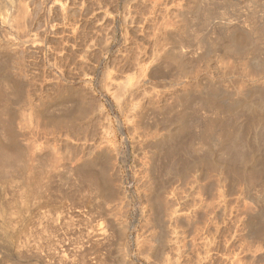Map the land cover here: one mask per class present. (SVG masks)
<instances>
[{
  "label": "rangeland",
  "instance_id": "obj_1",
  "mask_svg": "<svg viewBox=\"0 0 264 264\" xmlns=\"http://www.w3.org/2000/svg\"><path fill=\"white\" fill-rule=\"evenodd\" d=\"M82 1L76 0L78 6L75 4L78 11V25L74 29L77 33L73 32L76 35V42L73 41L70 26L62 25V28L60 25L63 30L61 33H49L46 42L48 51L45 50V70L42 69L41 51L35 48H32L33 52L31 48L29 52L19 48L18 58L8 60L9 68L5 71L0 68V72L4 71L0 73V84L3 85H0V90L4 91L0 92L2 94L0 124L3 123L2 126L0 125L2 143L0 144L4 146L2 149L5 148L0 150L3 153L5 151L4 156L9 152L15 164H26L36 171L41 164L48 165L46 168L51 174L57 171L59 175L64 174L67 164L66 167L74 168L85 164L84 162L89 158H94V164L80 173L83 176L71 178V184L69 182L68 185H63L62 182L56 183L57 187H52L50 189L51 191L53 189L52 192L49 190L50 197L63 200L68 205L66 207H70L68 208L70 211L65 209L62 214V216L67 215L69 219L67 216L61 217L60 220L63 222L60 220L57 222L62 225L54 222L55 226L51 223L52 227L49 230L45 229L48 234L43 233L45 264H49L47 248H49L48 238L51 237L49 234L52 231L55 239L61 237L65 240L63 246L65 250L59 251L62 249L60 248L56 251V254L64 252L63 255L59 254L61 255L59 258L62 259L64 256V259L59 260L55 257L56 261L50 259V264L52 262L53 264H80V262L81 264L88 262L89 264H264V217L261 219L262 213L259 214L260 211L264 212V139L260 140L256 148L254 133H248V140L244 141L243 138V142L240 140V143L233 147L234 150H238L236 152L232 149L233 145L229 138H225L226 143L221 138L216 144L210 137V135L220 136L222 132L224 134L223 127L216 123L230 114L226 111L228 110L226 106L230 102L244 100L246 103L247 100H260L261 94L264 96V88L259 89L264 87V71L259 67L262 74L257 68L260 62L258 54L242 57V61L245 60L243 63L237 56L231 58L228 56L229 61H226L227 57L223 62L218 61L213 52L207 53L211 44L205 42L204 35H207V32L200 30L201 25L199 26V19H196L195 10L197 11L199 5L204 2L220 3L223 0H157L155 2L159 4L158 6L152 0H150L152 4L149 0H133L134 2L131 0L128 6L132 5L133 8L129 7L131 15L128 14L125 25H122V0ZM198 1L199 3L202 1L201 4ZM240 1L243 3L245 0ZM153 4L158 8L156 9ZM180 6L184 9L183 15L179 13ZM56 19L57 24L60 17L56 16ZM235 19L237 18H233L232 22ZM164 26L171 30L169 34L165 32ZM224 39L213 48L223 54L221 47L227 43ZM261 41L259 40V43ZM89 43H92V46H89ZM261 45L262 43L259 44ZM167 50L168 53L171 51L169 55H173L174 60L164 61L165 65L160 55ZM4 53L7 55L8 51ZM157 54L158 61L154 58ZM247 60L253 66L255 64L256 68L252 65L250 68ZM1 62L0 60V64ZM179 63L182 65L181 68L184 67L189 72L185 82L177 83L175 87L171 82L180 75ZM220 63L223 65L225 63V67ZM37 64L40 67L37 68ZM19 70L20 74L17 73ZM20 78L34 83L40 80L39 84L43 79L45 80V92L40 96L41 98L34 97L35 102H33L37 105L34 104L32 109L29 108L27 102L29 99L26 96L27 89L31 87H24L20 83L22 80ZM2 79H5L9 85L2 82L4 81ZM113 79L117 81V85L111 82ZM125 80L130 83L125 84ZM17 81L19 84L16 83ZM107 82L110 83L107 85L110 90L115 87L114 91L112 90L114 94L121 86L124 90L126 87L124 85H132L135 89L127 101L123 102L122 97L121 103L120 97L118 99L115 97L120 92L122 94L123 90H119L117 95H111L113 93L111 91L108 93V87L105 88ZM19 87L23 92L21 97L17 96ZM33 89H36V86ZM261 99L264 100V97ZM223 101L227 104L224 105ZM202 102L206 105L204 106ZM245 106H240V110L244 108L247 111L248 107ZM33 109L37 110L33 111ZM23 118L27 120L24 122ZM118 120L121 122L123 134ZM209 121L214 123L211 124ZM207 135L213 140L211 141ZM29 139L35 140V144H31L30 142L33 141ZM246 142L250 145L248 143L246 145ZM29 145L31 148L28 147ZM28 148L33 150L30 151ZM243 153L247 160L243 158ZM10 155L7 156L9 159ZM247 155L251 157L248 158ZM89 170L93 171H90L92 175L94 173L104 175V181L100 179L102 182L99 180V184H93L91 181L93 178L86 173ZM57 173L53 176L58 175ZM86 177L88 180L85 179ZM259 196L260 201H258ZM45 208L47 210V207ZM71 209L75 212L73 213ZM68 211L72 217L66 214ZM74 214H76L75 219H73ZM72 219L75 222H71ZM64 221L71 223L66 225ZM63 225L68 226L67 229ZM45 228H47L46 222ZM86 230L93 232L91 233L94 236L93 247L91 243H87V247L86 243L81 244L80 240L75 238H83L85 233H88ZM76 245L88 250L84 251V248L82 250ZM89 245L92 248H89ZM78 253L81 255L78 256ZM80 257L86 262L81 259L78 261Z\"/></svg>",
  "mask_w": 264,
  "mask_h": 264
},
{
  "label": "bare ground",
  "instance_id": "obj_2",
  "mask_svg": "<svg viewBox=\"0 0 264 264\" xmlns=\"http://www.w3.org/2000/svg\"><path fill=\"white\" fill-rule=\"evenodd\" d=\"M79 1V0H77ZM81 1V0H80ZM84 1V0H83ZM82 1V2H83ZM89 1V0H88ZM133 1V0H132ZM153 2L157 1V0H152ZM151 1V2H152ZM159 1V0H158ZM193 1V0H192ZM191 1V2H192ZM206 1V0H204ZM208 1V0H207ZM216 1V0H215ZM94 2V1H93ZM129 2H131V0H122V10L123 11V20H122V25H125L127 24V19H128V14L129 16L131 15V10L129 11V7L128 5ZM134 2V1H133ZM146 2V1H145ZM202 2V1H201ZM201 2L198 3L201 4ZM209 2V1H208ZM202 3V5L198 7V13L197 11L195 10L196 12V19L198 18L200 23H199V26H200V30L203 29L205 32H207V35H204V37L206 38L205 39V42H209L208 45L211 44V48L209 49V51L207 53H214L215 55V58L219 61H223L225 60V58H227L228 56L231 58V56H237L239 57V59H241L242 57H250V56H255L258 54L259 56V60L260 62L259 63V66H257L258 70L260 69L259 67L262 68V70L264 71V46H262L264 44V0H245L243 3L242 1L240 0H226L223 2H216V3ZM96 3V2H95ZM118 3V2H117ZM121 3V2H120ZM138 3V2H137ZM149 3H150V0H149ZM160 3V2H159ZM76 0H0V60L2 61L1 64H0V68L3 69L4 71L7 70L9 67L8 64H9V61L8 60H14L15 58H18L17 54H18V51H19V48H22V49H25L29 52L30 48H31V51L33 52L32 48H35V49H39L41 51L40 54H42V60L43 63V68L45 70V50L48 51V47H46L48 44L46 43L47 42V39H48V36H49V33H55L57 34L58 32L61 33L63 30V26H70L72 29V37L73 38V41L76 42V35L74 33H77V30L76 32H74V29H76L77 27V16H78V11H77V8H76ZM98 4V2H97ZM142 4V3H141ZM152 4V3H150ZM156 4V2H155ZM153 4V6L155 5ZM244 4V5H243ZM157 5V4H156ZM159 5V4H158ZM157 5V6H158ZM78 6V5H77ZM97 6V5H96ZM184 6V5H183ZM83 7V6H82ZM81 7V8H82ZM93 7V6H92ZM91 7V8H92ZM104 7V6H103ZM132 7V5H131ZM130 7V9H131ZM146 7V6H145ZM156 8V6H154ZM154 7H151V8H154ZM182 6H180L181 8ZM191 7V6H190ZM196 7V6H195ZM133 8V7H132ZM135 9H137L136 7H134ZM154 8V9H155ZM158 8V7H157ZM156 8V9H157ZM178 7V9H180ZM197 8V7H196ZM78 10H79V7H78ZM149 10V9H148ZM183 10L184 9H180L179 10V13L180 15L182 14L183 15ZM94 11V10H93ZM134 11V10H133ZM157 11V10H156ZM90 12V11H89ZM111 12V11H110ZM135 12V11H134ZM149 12V11H147ZM178 12V11H177ZM93 13V12H92ZM91 13V14H92ZM95 13V12H94ZM127 13V14H126ZM136 13V12H135ZM81 14V12H80ZM111 14V13H110ZM152 14L153 11H152ZM85 15V14H84ZM103 15V14H102ZM192 15V14H191ZM56 16H59L60 17V21L59 23H55L57 21L56 19ZM82 16V15H81ZM87 16V15H86ZM91 16V15H90ZM154 16V15H153ZM84 18H86L84 16ZM132 18V17H131ZM151 18V17H150ZM153 18V17H152ZM233 18H237L235 19L237 21V23H233L235 22V20L232 22ZM95 19V18H94ZM134 19V18H133ZM132 19V20H133ZM80 20V19H79ZM92 20V19H91ZM131 20V19H130ZM186 20V19H185ZM198 21V22H199ZM93 22V21H92ZM138 22V21H137ZM197 22V21H196ZM146 23V22H145ZM192 23V22H191ZM132 24V23H131ZM61 25V27H60ZM63 25V26H62ZM191 25V24H190ZM193 25V24H192ZM188 26V25H186ZM125 27V26H124ZM165 27V26H164ZM163 27V28H164ZM217 27V29H216ZM64 28H67V27H64ZM69 28V27H68ZM80 28V27H79ZM92 28V27H91ZM199 28V27H198ZM78 29V28H77ZM190 29V28H189ZM194 29V28H193ZM197 29V27H196ZM81 30V29H80ZM94 30V29H93ZM165 32L169 34V32L171 31L169 28L166 29V27L164 28ZM177 30V29H176ZM65 31V30H64ZM163 31V30H162ZM196 31V30H195ZM202 31V30H201ZM66 32V31H65ZM74 32V33H73ZM91 32V31H90ZM164 32V33H165ZM199 32V31H198ZM203 32V31H202ZM201 32V33H202ZM240 32V33H238ZM58 33V34H59ZM81 33V31H80ZM200 33V35H201ZM74 34V36H73ZM167 34V35H168ZM182 34V33H181ZM199 35V33H197ZM240 34H244V35H240ZM63 35V34H61ZM127 35V34H126ZM85 36V35H84ZM94 36V34H93ZM244 36V37H243ZM257 36V37H256ZM92 37V36H91ZM165 37V35H164ZM167 37V36H166ZM79 38V37H78ZM195 38V37H194ZM225 38V39H224ZM197 39V38H196ZM222 39L226 40L227 43L223 44L224 46L221 47V52L224 51V54L223 53H219L218 50H214L213 48H216L215 45L218 44V42H220V40L222 41ZM183 40V39H182ZM201 40V39H200ZM219 40V41H218ZM259 40L261 41L260 43H262L261 46H259ZM93 41V40H92ZM91 41V42H92ZM193 41V40H192ZM199 41V40H198ZM196 41V42H198ZM225 41V42H226ZM258 41V42H257ZM60 42V41H59ZM74 42V43H75ZM84 42V41H83ZM178 42V41H177ZM195 42V43H196ZM203 42V41H202ZM217 42V43H215ZM57 43V42H56ZM159 43V42H158ZM204 43V42H203ZM224 43V42H223ZM59 44V43H58ZM76 44V43H75ZM88 44V42H87ZM90 44V43H89ZM107 44V43H106ZM220 44V43H219ZM157 45V44H156ZM89 46H92V43L89 45ZM183 46V45H182ZM219 46V45H217ZM51 47V46H50ZM199 47V46H198ZM78 48V47H77ZM94 48V47H92ZM89 49V48H88ZM198 49V48H197ZM206 49V50H208ZM61 50V49H60ZM194 50V49H193ZM201 50V49H200ZM220 50V49H219ZM5 51H8V54L5 55V53L3 54V52ZM23 51V50H22ZM39 51V52H40ZM55 51V50H54ZM58 51V50H57ZM95 51V50H94ZM37 52V51H36ZM165 52V51H164ZM171 52V51H170ZM168 53V50L163 54L162 52V55H160V51H159V55H160V58L162 60V63L165 61H169V60H174L173 58V55H169L171 53ZM22 53V52H21ZM49 53V52H48ZM197 53V52H196ZM195 53V54H196ZM206 53V52H205ZM24 54V53H23ZM34 54V53H33ZM38 54V53H37ZM39 54V55H40ZM83 54V53H81ZM85 54V53H84ZM198 54V53H197ZM20 55V54H19ZM54 55V54H53ZM179 55V54H178ZM49 56V55H47ZM84 56V55H83ZM86 56V55H85ZM158 56V54L154 57L156 59V57ZM175 56V54H174ZM200 56V55H199ZM207 56V55H206ZM211 56V55H210ZM41 57V56H40ZM90 57V56H89ZM172 57V58H171ZM229 57L226 59V61L229 59ZM26 58V57H25ZM31 58V57H30ZM34 58V57H33ZM81 58V57H79ZM159 58V56H158ZM176 59V58H175ZM198 59V57H197ZM211 59V58H210ZM215 59V61H216ZM233 59V58H232ZM18 60V59H17ZM24 60V59H23ZM26 60V59H25ZM41 60V59H40ZM73 60V59H72ZM157 60V59H156ZM185 60V59H184ZM204 60V59H203ZM206 60V59H205ZM212 60V59H211ZM234 60V59H233ZM238 60V59H237ZM39 61V60H38ZM48 61V60H47ZM84 61V60H83ZM138 61V60H137ZM155 61V60H154ZM158 61V60H157ZM194 61V60H192ZM202 61V60H201ZM217 61V62H218ZM229 61V60H228ZM258 61V60H257ZM25 62V61H24ZM40 62V61H39ZM56 62V61H55ZM54 62V63H55ZM135 62V61H134ZM165 62L163 64H165ZM177 62V60H176ZM180 62V61H179ZM197 62V61H196ZM225 62V61H223ZM237 62V61H236ZM239 62V61H238ZM241 62L242 59H241ZM247 63H249L250 61L247 60L246 61ZM253 62V61H251ZM19 63V62H18ZM27 63V62H26ZM35 63V62H34ZM38 63V62H37ZM39 63V64H41ZM51 63V62H50ZM169 63V62H168ZM181 63V62H180ZM179 63V65H180ZM188 63V62H187ZM210 63V61L208 62ZM228 63V62H227ZM245 63V60L244 62ZM246 63V65H247ZM254 63V62H253ZM22 64V63H21ZM24 64V63H23ZM53 64V63H52ZM142 64V63H141ZM161 64V65H163ZM192 64V63H191ZM198 64V62H197ZM207 64V63H206ZM221 64V63H220ZM241 64V63H240ZM239 64V65H240ZM10 65V64H9ZM25 65V64H24ZM38 65V64H37ZM36 65V66H37ZM41 65V66H42ZM51 66V64H49ZM136 65V64H135ZM166 65V64H165ZM215 65H218V64H215ZM223 65V64H221ZM219 65V66H221ZM224 65H226L224 63ZM223 65V66H224ZM242 65V64H241ZM249 67L252 65L251 63L248 64ZM16 66V65H15ZM22 66V65H21ZM49 66V67H50ZM86 66V65H85ZM160 66V65H159ZM164 66V65H163ZM177 66V65H176ZM182 65H180V68H181ZM191 66V65H190ZM204 66V65H203ZM207 66V65H206ZM230 66V65H229ZM245 66V65H244ZM244 66H242L244 68ZM11 67V66H10ZM13 67V66H12ZM20 67V66H18ZM26 67V66H25ZM40 67V65L37 66V68ZM56 67V66H55ZM60 67V66H59ZM147 67V66H146ZM157 67V66H156ZM215 67V66H214ZM222 67V66H221ZM225 67V66H224ZM252 67L256 68L255 67V64L254 66L252 65ZM23 68V67H22ZM21 68V69H22ZM30 68V67H29ZM51 68V67H50ZM158 68V67H157ZM162 68V67H161ZM179 68V67H178ZM205 68V67H203ZM212 68V67H211ZM216 68V67H215ZM220 68V67H219ZM245 68H247L248 70V67L246 66ZM251 68V67H250ZM0 69V70H1ZM86 69V68H85ZM160 69V68H159ZM223 69V68H222ZM2 70V71H3ZM17 70V69H16ZM15 70V71H16ZM32 70V69H31ZM60 70V69H59ZM167 70V69H166ZM195 70V69H194ZM201 70V69H200ZM199 70V71H200ZM214 70V69H213ZM224 70V69H223ZM226 70V68H225ZM228 70V69H227ZM236 70V69H235ZM3 71V72H4ZM14 71V72H15ZM23 71V70H22ZM33 71V70H32ZM41 71V70H40ZM74 71V70H73ZM138 71V69H137ZM141 71V70H139ZM178 71V70H177ZM237 71V70H236ZM240 71V70H239ZM244 71V69H243ZM255 71V69H254ZM257 71V70H256ZM3 72H0V73H3ZM10 72V71H9ZM20 70L17 72L18 74ZM38 72V71H37ZM44 72V71H42ZM142 72V71H141ZM189 72V70H188ZM188 72H187V69L182 67L181 70H180V75L178 76V78H176L175 80H172L171 84L172 86H174L175 84L177 83H184L185 79H187V76H188ZM215 72V70L213 71ZM221 72V71H220ZM233 72V71H232ZM235 72V71H234ZM242 73V71H240ZM251 72V71H250ZM62 73V72H61ZM74 73V72H72ZM125 73V72H124ZM139 73V72H138ZM145 73V72H144ZM164 73V72H163ZM194 73V72H193ZM200 73V72H199ZM211 73V72H210ZM240 73V74H241ZM246 73V72H245ZM260 73L263 74V72H261V69H260ZM14 74V73H13ZM12 74V75H13ZM45 74V73H44ZM47 74V73H46ZM54 74V73H53ZM131 74V73H130ZM133 74V73H132ZM198 74V72H197ZM196 74V75H197ZM223 74V72L221 73ZM230 74V73H229ZM232 74V73H231ZM259 74V73H258ZM3 75V74H1ZM5 75V74H4ZM10 75V74H9ZM17 75V74H16ZM66 75V74H65ZM80 75V74H79ZM129 75V74H127ZM145 75V74H144ZM148 75V74H147ZM192 75V74H191ZM195 75V76H196ZM200 75V74H199ZM208 75V74H207ZM239 75V73H238ZM257 75V74H256ZM55 76V75H54ZM63 76V75H62ZM109 76V74L107 75ZM139 76V74L137 75ZM217 76V75H216ZM220 76V75H219ZM225 76V75H224ZM242 76V75H241ZM264 76V75H263ZM3 77V76H2ZM9 77V76H7ZM22 77V76H21ZM24 77V76H23ZM56 77V76H55ZM58 77V76H57ZM82 77V76H81ZM131 77V76H130ZM193 77V76H192ZM218 77V76H217ZM236 77V76H235ZM1 78V77H0ZM13 78V77H12ZM39 78V77H38ZM42 78V77H41ZM40 78V79H41ZM67 78V77H66ZM106 78V77H105ZM109 78V77H108ZM106 78V79H108ZM113 78V77H112ZM126 78V77H125ZM129 78V77H128ZM132 78H134L132 76ZM191 78V77H190ZM189 78V79H190ZM194 78V77H193ZM198 78V77H197ZM222 78V77H221ZM8 79V78H6ZM17 79V78H16ZM22 79V78H20ZM32 79V78H31ZM111 79V78H110ZM109 79V80H110ZM116 79V78H115ZM122 79V78H121ZM149 79V78H147ZM4 81L2 82H5V79H2ZM10 80V79H8ZM13 80V79H12ZM34 80V79H33ZM56 80V79H55ZM70 80V79H69ZM136 80V79H135ZM201 80V79H200ZM229 80V79H228ZM246 80V79H245ZM40 82V80H38ZM38 81H35L36 83H34L33 81H30V80H25V79H22L20 80V83L22 85H24V87H31V89H27V94L26 96H28V99L29 101V108H34V97H39L41 98L40 96L45 92V80L43 79L41 82L42 83H38ZM51 81V80H49ZM54 81V80H53ZM107 81V80H106ZM128 81V80H127ZM130 81V79H129ZM126 82L125 80V84L127 83H130V82ZM169 81V80H168ZM187 81V80H186ZM196 81V80H195ZM234 81V79H233ZM238 81V80H237ZM254 81V80H253ZM258 81V80H257ZM59 82V81H58ZM111 82H114L116 85H117V81H115L113 79V81ZM135 82V81H134ZM188 82V81H187ZM244 82V80H243ZM242 82V83H243ZM255 82V81H254ZM8 84V82H5V84ZM16 83L19 84V82L17 81ZM109 82L105 83L106 87H108ZM113 83V84H114ZM137 83V82H136ZM146 83V82H145ZM180 83V84H181ZM223 83V82H222ZM225 83V82H224ZM228 83V82H227ZM230 83V82H229ZM241 83V81H240ZM259 83V82H258ZM6 84V85H7ZM15 84V83H14ZM20 84V86H21ZM110 84V83H109ZM111 84V85H113ZM114 84V86H115ZM124 84V83H123ZM122 84V85H123ZM169 84V83H168ZM174 84V85H173ZM179 84V85H180ZM213 84V83H212ZM244 84V83H243ZM2 85V84H0ZM11 85H12V82H11ZM17 85V84H16ZM59 85V84H58ZM61 85V83H60ZM104 85V84H103ZM109 85V86H111ZM119 85V83H118ZM148 85V84H147ZM166 85V84H165ZM170 85V84H169ZM245 85V84H244ZM3 86V85H2ZM13 86V85H12ZM19 86V85H18ZM36 86V89H33V87ZM121 86V84H120ZM119 86V87H120ZM126 87H129V88H126L123 90V87L119 90H123L122 94H120L121 92L118 89L117 87V91L115 92V94L112 92V90L115 88L113 87L112 89V86H111V89L110 90V87H108V93L109 91H111L113 94L111 95H117L115 98L118 99L119 97V100L122 99V97L124 99L123 102L127 101L128 100V97L134 92V89L135 87H133L132 85L130 86H127V85H124ZM138 86V85H137ZM146 86V85H145ZM171 86V85H170ZM238 86V85H237ZM242 86V85H240ZM256 86V85H255ZM1 87V86H0ZM5 87V86H4ZM11 87V86H10ZM17 87V86H16ZM148 87V86H147ZM176 87V85H175ZM246 87V86H245ZM243 86V88H245ZM9 88V87H7ZM15 88V87H14ZM18 88V87H17ZM21 88L23 89V87L21 86ZM238 88V87H237ZM262 88L264 87H259V89L261 90ZM12 89V87H11ZM20 89V87H19ZM17 89L16 93L18 94L17 96H23L21 95L23 92L22 90L20 89ZM143 89V88H142ZM211 89V88H209ZM214 89V88H213ZM2 92L3 89H1ZM0 90V92H1ZM8 90V89H7ZM121 90V91H122ZM145 90V89H144ZM263 90V89H262ZM58 91V90H56ZM114 91V90H113ZM119 91V92H118ZM264 91V90H263ZM22 92V93H21ZM118 92V93H117ZM247 92V91H246ZM255 92V91H254ZM260 92V91H259ZM258 92V94H259ZM15 93V92H13ZM15 93V94H16ZM146 93V92H145ZM10 94V93H9ZM258 94H256L257 96H259ZM2 94H0L1 96ZM8 95V93H7ZM25 95V94H24ZM120 95V96H119ZM218 95V94H217ZM255 95V94H254ZM4 96V94H3ZM9 96V95H8ZM16 96V95H14ZM245 96V95H244ZM256 96V97H257ZM221 97V96H220ZM247 97V96H245ZM245 97L243 99H245ZM259 97H264L262 94L261 96ZM18 99H20L19 97H17ZM190 98V97H189ZM217 98V97H216ZM219 98V96H218ZM223 98V97H222ZM255 98V97H254ZM260 98L259 99H254L252 101L250 100H247L246 103L245 101L243 100H238L237 102H230V100L228 102H230L226 107H228V110L226 109V111H229V115L226 116V118L222 119V120H219L217 121V125H221L224 129V134H220V136L216 135L215 137L213 135H210V137H212L213 139H211L210 137H208L209 135H207L208 138L211 139V141L213 140L214 142H216V144H218L217 142L219 140H221V138L224 140L225 142V138H229V141H231V145L232 146V149L234 150L233 147H236V145H238L240 143V140L242 141L243 139L244 141H246V139L248 140V136L247 134L249 133H254V140H255V145H256V148L257 145L261 142L260 140L261 139H264V100H262ZM4 99V98H3ZM16 99V97H15ZM118 100V102H119ZM187 100V98H186ZM3 101V100H2ZM19 100H17L18 102ZM34 101V102H33ZM121 101V100H120ZM8 102V101H7ZM22 102V101H20ZM19 102V103H20ZM37 102V101H36ZM182 102V101H181ZM199 102V101H198ZM224 102V101H223ZM23 103V102H22ZM25 103V102H24ZM91 103V102H90ZM122 103V101H121ZM222 103V101H221ZM225 103V102H224ZM245 103V104H244ZM26 104V103H25ZM24 104V105H25ZM139 104V103H137ZM202 104L205 106L206 103L205 102H202ZM219 104V103H218ZM223 104V103H222ZM227 103H225L224 105H226ZM37 105V104H35ZM247 106L248 108H246L247 111L244 110V108L241 109V107H244V106ZM23 106V104H22ZM82 106V105H81ZM139 106V105H138ZM219 106V105H218ZM222 108H223V105H221ZM241 106V107H240ZM245 106V107H246ZM27 107V106H26ZM225 107V106H224ZM11 108V107H10ZM25 108V107H24ZM35 108H38L35 106ZM82 108V107H81ZM219 108V107H218ZM221 108V107H220ZM28 109V108H27ZM30 109V110H31ZM224 109V108H223ZM222 109V110H223ZM34 110H37V109H33ZM219 110V109H218ZM28 111V110H27ZM30 112V111H29ZM29 112H28V115H29ZM36 112V111H35ZM222 112H225V111H222ZM23 113V112H22ZM27 113V112H25ZM97 113V112H96ZM228 113V112H227ZM13 114V113H12ZM24 114V113H23ZM32 114V113H31ZM93 114V113H92ZM226 114V112H225ZM25 115V114H24ZM80 115V114H79ZM94 115V114H93ZM21 116V114H20ZM33 115H31L32 117ZM8 117V116H7ZM17 117V116H16ZM19 117V116H18ZM23 117V116H22ZM30 117V116H29ZM29 117H28V120H29ZM82 117V116H81ZM1 118V117H0ZM36 119H38L37 117H35ZM205 118V117H204ZM24 119V118H23ZM33 119V118H32ZM78 119V118H77ZM103 119V118H102ZM217 119V118H215ZM1 120V119H0ZM10 120V119H9ZM19 120V118H18ZM26 119H24V122H25ZM34 121V120H33ZM33 121H30V122H33ZM37 121V120H36ZM119 121V120H118ZM213 121V120H212ZM215 121V120H214ZM21 122V119L20 121ZM27 122V121H26ZM199 122V121H198ZM211 122V121H209ZM1 123V121H0ZM40 123V122H38ZM214 123V122H213ZM211 122V124H213ZM20 124V123H19ZM27 124V123H26ZM31 124V123H30ZM37 124V122H35V125ZM119 124V128H120V131L121 133L123 134V130H122V127H121V122L119 121L118 122ZM192 124V123H191ZM1 125V124H0ZM3 125V123H2ZM1 125V126H2ZM11 125V123H10ZM25 125V124H24ZM101 125V124H100ZM21 126L23 127V125L21 124ZM27 126V125H26ZM25 126V128H26ZM33 126V125H32ZM41 126V125H40ZM78 126V125H77ZM204 126V125H203ZM211 126V125H209ZM214 126V125H213ZM30 128V126L28 125L27 128ZM36 126H34L35 128ZM212 127V126H211ZM222 127H219L220 129ZM12 128V125L11 127ZM9 128V130H10ZM32 128V127H31ZM40 128V127H39ZM38 128V129H39ZM72 128V126H71ZM81 128V127H80ZM86 128V127H85ZM95 128V127H94ZM213 128V127H212ZM217 128V127H216ZM1 129V128H0ZM36 129V128H35ZM219 129V130H220ZM23 130V129H22ZM27 130V129H25ZM29 130V129H28ZM31 130H34V129H31ZM71 130V129H70ZM77 130V129H76ZM80 130V129H79ZM214 130V129H213ZM217 130V129H216ZM13 132V131H11ZM10 132V133H11ZM92 132V131H91ZM95 132V130H94ZM201 132V131H200ZM211 132V131H210ZM30 133V132H29ZM33 133V132H32ZM83 133V132H82ZM89 133V132H88ZM28 134V133H27ZM170 134V133H169ZM213 134V132L211 133ZM4 135V133H3ZM92 135V133H91ZM173 135V134H171ZM215 135V134H214ZM247 136V138H246ZM169 137H171L169 135ZM217 137V138H216ZM26 138V137H25ZM27 139V138H26ZM31 139H33V137H31ZM168 139V138H167ZM206 139V138H205ZM15 140V139H14ZM30 140V139H29ZM43 140V139H42ZM170 140V139H169ZM7 141H9L7 139ZM16 141V140H15ZM28 141V140H27ZM26 141V142H27ZM30 141H33V142H30ZM29 142L31 144L34 143L35 140H30ZM44 141V140H43ZM37 142V141H36ZM243 142V141H242ZM1 143V142H0ZM4 143V141H3ZM8 143V142H7ZM10 143V142H9ZM28 143V144H30ZM226 143V142H225ZM248 142H246V145H247ZM2 144V143H1ZM0 144V149H2V145ZM35 144V143H34ZM40 144V143H39ZM75 144V143H74ZM220 144V142H219ZM222 144V143H221ZM224 144V143H223ZM228 144V143H227ZM249 144V143H248ZM15 145V143H14ZM27 145V144H26ZM250 145V144H249ZM8 146V145H7ZM6 146V147H7ZM33 146V145H32ZM78 146V145H77ZM261 146V145H260ZM30 147V145L28 146ZM37 147V146H35ZM19 148V147H18ZM31 148V147H30ZM76 148V147H75ZM204 148V147H203ZM230 148V147H229ZM255 148V147H254ZM253 148V149H254ZM5 149V148H4ZM2 149V150H4ZM16 149V148H15ZM24 149V148H23ZM26 149V148H25ZM29 149V148H28ZM231 149V150H232ZM240 149V147H239ZM243 149V148H242ZM251 149V148H250ZM2 150H0V264H32V262H34V264H45V234H46V231L45 229H50V227H52V225L54 224L56 226V224L54 222H59V220L62 218H66V216H62L63 212L65 209L69 210L68 208L70 207H66L68 206L67 204H65V202H63V200L59 201L60 199H57V198H52L50 197V195L48 194L49 193V190L56 186L57 187V184L59 183H63V185H68V183L70 182L71 178L74 179L73 177H76V176H79L81 175L80 173H82L84 171V169L86 168H89L91 165L94 164V158L91 157L88 159V161L84 162L85 164H82V165H78L74 168H70V167H66L68 166V164L66 165L63 164L66 168V170L64 171V174L62 175H59L56 172L54 173H57L58 175H54L50 173V171L46 168V166L48 167V165L45 166V164H41L40 166H38L39 168L36 170L34 169H31L29 168L28 166H26L25 163H22V164H25V165H20V164H15L14 161H12L11 159H13V157H11V155L9 154V152H6L8 153V155L6 154V156H4L5 154V151L4 153L2 152ZM30 150V149H29ZM33 150V149H32ZM30 150V151H32ZM9 151V150H8ZM13 151V150H12ZM16 151V150H15ZM25 151V150H24ZM206 151V150H205ZM234 151H238V150H234ZM242 151V150H241ZM250 151V150H249ZM256 151V150H255ZM53 152V151H52ZM66 152V151H65ZM253 152V150H252ZM2 153V154H1ZM16 153V152H15ZM24 153V152H23ZM32 153V152H30ZM35 153V152H34ZM54 153V152H53ZM26 154V153H25ZM84 154V153H83ZM173 154V153H171ZM195 154V153H194ZM239 154V153H238ZM10 155V159L9 156ZM32 155V154H31ZM30 155V156H31ZM75 155V154H74ZM90 155V154H89ZM242 155L243 158H246V155L245 153H243ZM252 155V154H251ZM5 158H4V157ZM20 156V155H19ZM33 156V155H32ZM38 156V155H37ZM67 156V155H66ZM78 156V155H77ZM81 156V155H80ZM250 156V155H249ZM22 157V156H21ZM53 157V155H52ZM61 157V156H60ZM64 157V156H62ZM242 157V156H241ZM248 157V155H247ZM251 157V156H250ZM248 157V158H250ZM28 158V157H27ZM33 158V157H32ZM39 158V157H38ZM58 158V156H57ZM232 158V157H231ZM242 158V159H243ZM36 159V158H35ZM60 159V158H59ZM67 159V158H66ZM252 159V158H251ZM50 160V159H49ZM57 159H55V162H56ZM65 160V159H63ZM232 160V159H231ZM244 160V159H243ZM247 160V158H246ZM261 160V159H260ZM20 161V160H19ZM53 161V159H52ZM66 161V160H65ZM85 161V160H84ZM98 161V160H96ZM14 162V163H13ZM60 162V161H59ZM165 162V161H164ZM47 163V162H46ZM57 163V162H56ZM34 164V163H33ZM236 164V163H235ZM245 164V163H244ZM260 164V163H259ZM53 165V164H52ZM58 165V163H57ZM60 165V163H59ZM85 165L87 167H85ZM98 165V164H97ZM190 165V164H189ZM197 165V164H196ZM204 165V164H203ZM262 165V164H261ZM107 166V165H106ZM192 166V165H191ZM52 167V166H51ZM58 167V166H57ZM55 166V168H57ZM84 167V168H82ZM210 167V166H209ZM238 167V166H237ZM258 167V166H257ZM262 167V166H261ZM54 168V169H55ZM59 168V167H58ZM61 168V167H60ZM64 168V167H63ZM64 168V169H65ZM255 168V167H254ZM63 169V170H64ZM85 169V170H86ZM92 169V168H91ZM191 169V168H190ZM235 169V168H234ZM262 169V168H261ZM60 170V169H59ZM88 170V169H87ZM172 170V169H171ZM179 170V169H178ZM242 170V169H241ZM54 171V170H53ZM91 170L89 171H85L86 173H89L91 176L90 178H93L95 181H93V179H91L92 183L93 184H99V180L102 179L104 181V175L102 174H98L100 175V177L98 175H92L90 173ZM257 171V170H256ZM259 171V170H258ZM59 172V171H58ZM63 172V171H61ZM93 172V171H91ZM104 172V171H103ZM102 172V173H103ZM50 173V174H49ZM88 174V175H89ZM250 174V173H249ZM260 174V173H259ZM87 175V176H88ZM233 175V173H232ZM231 175V176H232ZM264 175V174H263ZM262 175V176H263ZM83 176V175H81ZM80 177V176H79ZM250 177V175H249ZM77 178V177H76ZM82 178V177H81ZM110 178V177H109ZM241 178V177H240ZM85 179L88 180V178L86 177ZM83 179V180H85ZM247 180V179H246ZM262 180V179H261ZM101 181V180H100ZM254 181V180H253ZM90 182V181H89ZM102 182V181H101ZM237 182V180H236ZM57 183V184H56ZM119 183V182H118ZM71 184V182H70ZM92 184V185H93ZM62 185V184H61ZM60 185V186H61ZM263 185V184H262ZM114 186V185H113ZM55 187V189H56ZM61 188V187H60ZM70 189V187H68ZM67 188V189H68ZM62 190V189H60ZM51 191V190H50ZM53 191V189H52ZM51 191V192H52ZM94 191V190H93ZM110 191V190H109ZM103 192V191H102ZM61 193V192H60ZM68 193V192H67ZM72 193V192H71ZM86 193V192H85ZM90 195V194H89ZM95 195V194H94ZM107 195V194H106ZM262 195V194H261ZM80 197V196H79ZM105 197V196H104ZM107 197V196H106ZM262 197V196H261ZM63 198V197H62ZM88 198V196H87ZM120 198V197H119ZM253 198V197H252ZM260 198V196L258 197V199ZM79 200V199H78ZM263 200V199H262ZM64 201H66L64 199ZM89 201V200H88ZM122 201V199H121ZM260 201V199L258 200ZM256 202V201H255ZM89 203V202H88ZM169 203V202H168ZM253 203V202H252ZM73 206V205H72ZM260 206V205H259ZM47 207V210L46 208ZM247 209V208H246ZM261 209V208H260ZM46 210V211H45ZM72 212H73V209H71ZM66 211V210H65ZM70 211V210H69ZM68 211V213L66 214H70V212ZM62 212V213H60ZM75 212V211H74ZM73 212V213H74ZM262 213V216L260 217L262 219V217H264V212L260 211L259 214ZM172 214V213H171ZM76 214H74L73 216V219L76 218L75 216ZM261 215V214H260ZM259 215V216H260ZM71 216V214H70ZM72 217V216H71ZM89 217V216H88ZM67 218L69 219V217L67 216ZM73 219L71 220V222L73 221ZM256 219V218H255ZM67 220V219H66ZM88 220V218L86 219ZM61 222H63L62 220H60ZM70 221V220H69ZM84 221V220H83ZM45 222H46V227L45 228ZM67 222V221H66ZM70 222V223H71ZM75 222V221H73ZM87 222V221H86ZM93 222V221H92ZM51 223H53L51 225ZM65 223V221H64ZM70 223H65L66 225H70ZM82 223V222H81ZM57 224H61V223H57ZM74 224V223H73ZM62 225V224H61ZM65 225V227H66ZM77 225V224H76ZM54 226V228H55ZM81 226V225H80ZM49 227V228H48ZM64 227V225H63ZM64 227V228H65ZM68 227V226H67ZM66 227V229H67ZM70 227V226H69ZM251 227V226H250ZM72 228V227H71ZM85 228V227H84ZM91 228V226H90ZM53 229V228H52ZM52 229L50 231H52ZM256 229V228H255ZM55 230V229H54ZM60 230V229H59ZM76 230V229H75ZM90 230V229H89ZM74 231V230H73ZM80 231V230H79ZM84 231V230H83ZM88 233L86 234L85 233V236L83 238H80L79 237H75L76 239L78 238V240H80L79 242L81 244H85L87 245V243H93L94 241V236H92L91 233L93 232H90L88 230H86ZM56 232V231H54ZM66 232V231H65ZM63 231V233H65ZM81 232V231H80ZM44 233V235H43ZM82 233V232H81ZM39 234V235H38ZM48 234V233H47ZM46 234V235H47ZM53 231L51 234H49V236L53 235ZM59 234V233H58ZM77 234V233H76ZM97 234V233H96ZM252 234V233H251ZM67 235V234H66ZM72 235V234H71ZM79 235V234H78ZM261 235V234H260ZM60 236V234H59ZM64 236V235H63ZM47 237V236H46ZM48 238L49 239V248L48 249V252H49V255H48V263L50 264L49 260L51 259H55V257L59 260H62L64 259V256L63 258H59L61 257V255L59 256V254H64V252H61L59 254H56L57 250L61 251V250H65V248H63V246L65 245L64 244V241L63 239L58 238V239H55L54 238V235L52 238ZM56 237V236H55ZM57 238V237H56ZM65 238V237H64ZM47 239V241H48ZM61 239V240H60ZM66 239V238H65ZM81 239L83 241H81ZM67 240V239H66ZM86 240V242H85ZM69 241V240H68ZM74 241V240H73ZM72 241V242H73ZM75 243H77L78 241H74ZM78 242V243H79ZM101 242V241H100ZM98 243V242H97ZM62 244V245H61ZM70 244V242H69ZM47 245V244H46ZM74 245V244H73ZM79 245V244H78ZM76 245V246H78ZM104 245V244H103ZM48 246V245H47ZM46 246V247H47ZM68 246V245H67ZM71 246V244H70ZM68 246V247H70ZM82 246V245H81ZM66 247V246H65ZM79 247V246H78ZM77 247V248H78ZM88 247V245H87ZM91 246L89 245V248ZM92 247H93V244H92ZM91 247V248H92ZM95 247V246H94ZM80 248V247H79ZM84 248V247H83ZM83 248H80L83 250ZM69 249V248H67ZM71 249V248H70ZM87 249V248H86ZM84 248V251L86 250ZM79 250V249H78ZM88 250V249H87ZM93 250V249H92ZM73 251V250H72ZM71 251V252H72ZM76 251V250H75ZM67 252V250H66ZM81 252V251H80ZM88 253V251H86ZM86 252H83V253H86ZM74 253V252H72ZM86 253V254H87ZM62 254V255H63ZM68 254V252L66 253ZM76 254V253H75ZM79 254V253H78ZM77 254V255H78ZM82 254V252H81ZM81 254H79L78 256H80ZM46 255V257H47ZM85 255V254H84ZM83 255V256H84ZM67 257V255H65ZM65 257V258H66ZM75 257V256H74ZM73 257V258H74ZM72 258V257H71ZM70 258V259H71ZM85 258V257H84ZM67 259V258H66ZM68 259V260H70ZM83 260V257L81 258H78V261L79 260ZM80 260V261H81ZM53 261H56L53 260ZM71 261V260H70ZM74 261V260H73ZM77 261V262H78ZM88 261V260H87ZM90 261V260H89ZM62 262V261H61ZM65 262V261H63ZM75 262V261H74ZM86 262V261H84ZM70 263V262H69ZM83 263V262H82ZM53 264V262L51 263ZM68 264V263H67ZM73 264H76V263H73ZM81 264V262H80ZM85 264V263H84ZM86 264H89L86 263Z\"/></svg>",
  "mask_w": 264,
  "mask_h": 264
}]
</instances>
